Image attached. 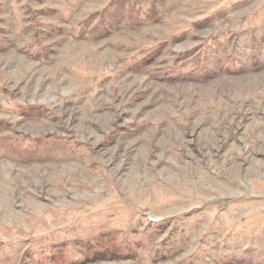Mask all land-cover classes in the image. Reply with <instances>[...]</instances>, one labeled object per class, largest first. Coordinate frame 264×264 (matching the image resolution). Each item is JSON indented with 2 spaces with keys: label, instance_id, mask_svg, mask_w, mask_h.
I'll use <instances>...</instances> for the list:
<instances>
[{
  "label": "rangeland",
  "instance_id": "1",
  "mask_svg": "<svg viewBox=\"0 0 264 264\" xmlns=\"http://www.w3.org/2000/svg\"><path fill=\"white\" fill-rule=\"evenodd\" d=\"M50 255L264 264V0H0V264Z\"/></svg>",
  "mask_w": 264,
  "mask_h": 264
},
{
  "label": "trees",
  "instance_id": "2",
  "mask_svg": "<svg viewBox=\"0 0 264 264\" xmlns=\"http://www.w3.org/2000/svg\"><path fill=\"white\" fill-rule=\"evenodd\" d=\"M109 242H114V241L112 240V238H109L108 236L107 237H105V236L95 237L93 239V242H92V245L91 246L94 247V250H98V251H100V250H102L104 248H108L110 246L114 248L115 246L114 245H109ZM52 254L53 253H51V255ZM51 255L49 256L50 261L47 264H61L62 263L61 262L62 259L59 260L57 258L58 256H54L53 258H51ZM54 258H57V260H54Z\"/></svg>",
  "mask_w": 264,
  "mask_h": 264
}]
</instances>
